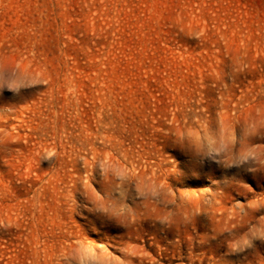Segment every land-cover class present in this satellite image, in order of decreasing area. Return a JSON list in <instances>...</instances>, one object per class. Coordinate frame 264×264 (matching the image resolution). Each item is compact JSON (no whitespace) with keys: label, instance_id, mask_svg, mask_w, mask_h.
Returning <instances> with one entry per match:
<instances>
[{"label":"rangeland","instance_id":"1","mask_svg":"<svg viewBox=\"0 0 264 264\" xmlns=\"http://www.w3.org/2000/svg\"><path fill=\"white\" fill-rule=\"evenodd\" d=\"M264 0H0V264H264Z\"/></svg>","mask_w":264,"mask_h":264},{"label":"snow or ice","instance_id":"2","mask_svg":"<svg viewBox=\"0 0 264 264\" xmlns=\"http://www.w3.org/2000/svg\"><path fill=\"white\" fill-rule=\"evenodd\" d=\"M261 212H264V207H261L259 211L255 212V215H259Z\"/></svg>","mask_w":264,"mask_h":264}]
</instances>
